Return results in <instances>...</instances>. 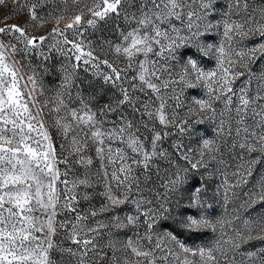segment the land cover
Here are the masks:
<instances>
[{
	"label": "snow or ice",
	"instance_id": "1",
	"mask_svg": "<svg viewBox=\"0 0 264 264\" xmlns=\"http://www.w3.org/2000/svg\"><path fill=\"white\" fill-rule=\"evenodd\" d=\"M0 264H264V0H12Z\"/></svg>",
	"mask_w": 264,
	"mask_h": 264
},
{
	"label": "rangeland",
	"instance_id": "2",
	"mask_svg": "<svg viewBox=\"0 0 264 264\" xmlns=\"http://www.w3.org/2000/svg\"><path fill=\"white\" fill-rule=\"evenodd\" d=\"M11 7H12V0H8V7L5 8L3 6H0V18H2L7 12H9ZM7 22L8 23L17 22V18L15 17V15H13L12 18Z\"/></svg>",
	"mask_w": 264,
	"mask_h": 264
}]
</instances>
